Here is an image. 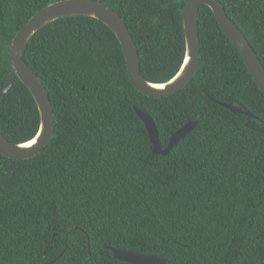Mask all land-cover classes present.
<instances>
[{
    "label": "trees",
    "instance_id": "16d2710c",
    "mask_svg": "<svg viewBox=\"0 0 264 264\" xmlns=\"http://www.w3.org/2000/svg\"><path fill=\"white\" fill-rule=\"evenodd\" d=\"M59 1L0 0V92L16 33ZM96 1L127 25L146 81L176 75L184 0ZM219 1L264 66V0ZM214 18L199 9L198 73L161 99L134 88L118 39L94 18L65 17L31 37L23 60L49 94L54 133L33 158L0 154V264H128L111 248L166 264H264V133L255 130L264 93ZM35 105L16 78L0 99L9 142L35 138ZM134 107L152 118L163 149L181 126L198 125L168 155H153Z\"/></svg>",
    "mask_w": 264,
    "mask_h": 264
},
{
    "label": "water",
    "instance_id": "95a60500",
    "mask_svg": "<svg viewBox=\"0 0 264 264\" xmlns=\"http://www.w3.org/2000/svg\"><path fill=\"white\" fill-rule=\"evenodd\" d=\"M184 2L183 17H181L185 39L184 59L176 75L163 84H152L141 76L139 54L134 39L123 19L106 5L96 0H63L50 4L37 12L13 38L10 48V71L4 88L0 92V99L8 93L15 79L18 78L35 101L40 118L39 130L34 139L24 144H13L0 132V154L14 160L30 159L37 156L52 139L55 119L49 94L23 60V52L33 35L48 24L65 17L85 16L94 18L106 25L114 33L121 45L127 73L134 88L147 97L161 99L186 88L198 73L200 40L197 17L199 9L202 6H207L213 12L214 19L221 30L240 53L251 76L264 93V66L239 28L234 22L229 20L221 2L219 0H184ZM167 6L168 4L163 5V7ZM218 104L233 113H243L245 116L253 117L250 112L243 111L240 105L236 106L232 103L222 102H218ZM133 111H135L146 128L149 136L150 151L153 155H168L177 143L198 125V121H189L181 126L171 135L168 145L163 149L152 118L137 107H134ZM255 130L264 133V126ZM28 143L29 145H26ZM110 250L114 259L128 264H166L168 261L167 258H159L154 255L116 248H111Z\"/></svg>",
    "mask_w": 264,
    "mask_h": 264
},
{
    "label": "bare ground",
    "instance_id": "6f19581e",
    "mask_svg": "<svg viewBox=\"0 0 264 264\" xmlns=\"http://www.w3.org/2000/svg\"><path fill=\"white\" fill-rule=\"evenodd\" d=\"M26 145H29V143H28V144H26Z\"/></svg>",
    "mask_w": 264,
    "mask_h": 264
}]
</instances>
